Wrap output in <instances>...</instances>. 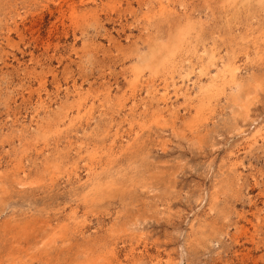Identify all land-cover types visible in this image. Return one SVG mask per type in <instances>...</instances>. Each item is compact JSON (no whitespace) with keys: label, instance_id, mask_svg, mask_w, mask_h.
Instances as JSON below:
<instances>
[{"label":"rangeland","instance_id":"rangeland-1","mask_svg":"<svg viewBox=\"0 0 264 264\" xmlns=\"http://www.w3.org/2000/svg\"><path fill=\"white\" fill-rule=\"evenodd\" d=\"M0 264H264V0H0Z\"/></svg>","mask_w":264,"mask_h":264}]
</instances>
